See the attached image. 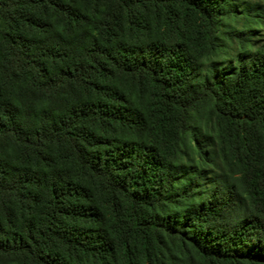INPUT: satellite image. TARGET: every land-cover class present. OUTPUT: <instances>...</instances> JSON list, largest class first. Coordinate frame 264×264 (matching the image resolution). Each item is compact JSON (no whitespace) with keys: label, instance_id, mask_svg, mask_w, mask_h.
Listing matches in <instances>:
<instances>
[{"label":"trees","instance_id":"16d2710c","mask_svg":"<svg viewBox=\"0 0 264 264\" xmlns=\"http://www.w3.org/2000/svg\"><path fill=\"white\" fill-rule=\"evenodd\" d=\"M0 264H264V0H0Z\"/></svg>","mask_w":264,"mask_h":264}]
</instances>
